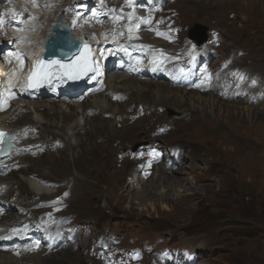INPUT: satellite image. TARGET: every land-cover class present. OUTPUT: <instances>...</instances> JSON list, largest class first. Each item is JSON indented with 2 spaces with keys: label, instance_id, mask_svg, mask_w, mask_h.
Instances as JSON below:
<instances>
[{
  "label": "rangeland",
  "instance_id": "obj_1",
  "mask_svg": "<svg viewBox=\"0 0 264 264\" xmlns=\"http://www.w3.org/2000/svg\"><path fill=\"white\" fill-rule=\"evenodd\" d=\"M16 1L20 3L25 0ZM117 1L121 2V0ZM5 2L9 5L8 0H4L0 7V17L4 12L3 7L8 6ZM147 2H142V5L147 3V6L138 7V10L145 8L148 12L149 10L157 12L158 8H163L162 11H159L162 21L168 20L172 25L178 26L182 41L178 44L180 47L171 44L164 48L170 50L171 47H174L173 50L183 51L180 59V61L184 60L183 67L186 66V61L193 48H197L200 51L198 55H201L200 47L207 42L210 34L217 36L216 41L212 43L210 49L212 56L207 65L212 69L211 76L220 81V75L224 74L225 82L223 87L218 88L213 85V89L208 88L201 91L202 94L207 92L203 94V98L211 99L207 97L210 93L217 101L213 104L192 101L195 103V107L196 104L201 107L197 110L194 109V112L189 101L182 104L169 103L165 100L159 101L161 103L158 105L153 103L154 106L141 116L143 124L140 128L107 139L105 144L100 146L99 150H101L102 156L97 163L94 162L93 151L81 152V157L86 161L82 169H79L76 163L67 156V146L60 148V152H52L54 154L51 155L43 154L39 168L40 171H45L44 176H48L47 179L58 180L53 185L54 189L60 185L63 186V180L66 178L75 182L71 190L73 196L69 201V211H67L74 221L68 218L61 222L72 221L73 230L79 237L82 236V232L88 231V229L82 230L83 225L89 224L93 233L90 235L91 238H88L89 243L84 250L85 254L82 255L77 251L83 258L85 257L86 264L109 263L107 260L103 262L97 258L101 253L99 254L97 251L93 253L99 235H102L104 240L106 239L109 249L105 253L109 256L121 248L126 250L137 247V245L139 248H143L141 264H162L155 261L161 251L169 246L183 247L184 244H187L190 250L193 248L202 249L203 255L200 254L201 256L194 264H264V101H262L263 99L253 101V104L249 101L253 93L264 95V0H193L192 2L149 0ZM29 3L30 6L24 9H27L30 16L28 15L24 19L19 18L22 19L23 24H32V20L37 19L33 14L31 16V13L45 14L48 12L40 9L34 0H30ZM93 3L95 4V2ZM77 4L82 6L83 11L86 10V4L82 2H77ZM133 4L134 0H132ZM54 5L55 1L49 6ZM184 6L187 7L186 11L183 10ZM91 7L94 8V6ZM91 7L89 9H92ZM117 16L124 17L123 14ZM108 21L109 19L106 18L107 24L102 25L103 28L118 26L117 21H114L116 22L114 24L113 22L108 23ZM147 23L151 25L149 21ZM194 23H199L205 28L203 33L198 30L196 34L199 38L204 36V40L200 41L201 44L197 45L195 44L197 40L188 36ZM117 30L120 33L117 36L118 39L125 38L127 30L122 31V27ZM9 31L10 37H14L13 29L10 28ZM160 38L168 39L165 35ZM19 41L20 39L10 41L9 46L0 43V77L3 74L2 65H4L6 57L3 51L10 46L15 48ZM185 41H188L187 45H183ZM196 58L198 59V57ZM119 63L118 60L114 62L116 65ZM202 64L204 63L198 60V68L203 67ZM238 73L246 74L247 78L240 80ZM228 80L229 82H227ZM235 86L239 87L243 98L230 96L229 87L233 89ZM174 87L179 89L177 86ZM210 90L212 92H209ZM136 96H141L140 98L144 101H154L155 99L151 94L143 91H138ZM221 96L224 97V100ZM9 99L13 100V96L11 95ZM155 101L157 102V99ZM188 107L190 109H187ZM77 109L80 110L81 107ZM184 109L192 113L191 118L187 115L188 111L183 112ZM40 111H43V107L40 108ZM193 113L197 116L194 117ZM203 113L208 116L210 113L215 114L216 120L222 121L221 125L226 132L224 136L222 135L224 140L222 136H209L207 144L199 145L201 141L196 134L198 129H192L193 126L200 125L201 128L211 130L214 125H218L215 121L206 122L202 116ZM165 116L167 119L178 117V120L172 122L165 119ZM78 119L79 123H83L84 118ZM163 124L169 129L162 127L163 134L153 140V136H156L155 133L160 129L158 126ZM115 128L119 130V124ZM79 130L80 134H84V129ZM95 139L97 144L103 141L102 138ZM144 139L151 144L164 143L169 146L170 150L176 145L181 147L180 150L184 157L190 158L180 167L186 172L187 181L185 180L184 184L175 181L174 183L173 181H162L155 183L156 185L146 184L141 191H131L128 195L121 187L122 194L113 188L114 185L119 184L120 177L128 180V177L122 176L123 168L139 164L137 162L139 156L129 157L128 151L133 148L135 143H147ZM208 145H211V149H215L214 153L207 151L205 146ZM244 152H247V155L254 152L258 159L256 164L261 163L259 169L240 174L239 170L230 164L244 165L243 163L226 162L227 164L219 169L206 170L208 164L212 163L210 161L212 156L221 159L222 154H228L232 158V156H240ZM170 156L171 154L169 157L163 156L161 160L168 163L169 167L163 173L173 175V178L178 180L183 175L174 174L171 170L177 168V166H172V162L178 160V155H174L172 159ZM48 158L55 163L48 165ZM131 160L135 161L132 163ZM27 165L28 163L24 167ZM22 171H16L15 174L19 175ZM75 173L78 180H81L75 181ZM144 174L143 177H149V174ZM156 176L155 179L159 180L160 175ZM192 191L195 192V195H191ZM67 193L66 191L61 192L62 195ZM181 198H185L186 202ZM82 204L88 205V210H85ZM51 205L50 202H42L33 207L44 209ZM7 213L17 218L21 211L12 210ZM32 218L34 217L28 215L24 221H30ZM59 226L61 227V224ZM64 239L65 236L60 241H64ZM138 240L141 242L138 243ZM75 241L70 243L73 245L71 250L80 246L77 243L79 240L75 239ZM117 241H120L119 245L116 244ZM54 251L56 250H52V252ZM49 264H63V262Z\"/></svg>",
  "mask_w": 264,
  "mask_h": 264
},
{
  "label": "bare ground",
  "instance_id": "obj_2",
  "mask_svg": "<svg viewBox=\"0 0 264 264\" xmlns=\"http://www.w3.org/2000/svg\"><path fill=\"white\" fill-rule=\"evenodd\" d=\"M29 1L25 0L18 3L17 1L15 2V0H8L9 5L5 2L8 6L3 7L4 12L0 17V19L4 21L3 25H0L1 45L9 46L10 41L18 40L16 36L10 37L8 33L10 32V28L17 27L15 30H26L30 33L29 30L32 28L29 27V25H24L21 21L26 16H30L27 9H24L30 6ZM34 1L40 9L48 11L45 13L47 14L45 16L43 15L44 13H31V16L33 14L34 17H37V20L40 21V25L45 23L47 25L50 22L49 17L51 14H59L62 12L65 20L68 22L70 21L74 28L77 26L76 20L83 25V34L91 41L93 47L94 65L98 68L99 64H101V79L95 84L84 82L81 87L76 86L69 93L66 86L56 77H53L49 87H44L41 91L37 92H28L22 90L24 86L18 82L19 75L16 68V61L18 60L17 57L20 50L10 46L3 51L6 57L4 65H2L3 74L0 77V86H3L4 92L3 106L0 107V125L8 130L16 132L17 145L7 158L0 160V264H49L58 261L63 262V264H86L85 257L83 258L80 253H82V255L85 254L84 250L88 245L87 243H89L88 238L90 239V235L93 233L90 230L89 224L86 223L83 225V229L87 228L88 231L82 232V236L80 237L74 232L72 221L67 222L65 226L72 228V241L74 242L75 239L79 240L77 243L80 244V246L79 248L73 249L74 251L71 250L73 245L67 242V237H65V241L61 242L57 247V249L59 248L61 250H56L54 252H52L53 249L48 250L43 243L40 244L37 251H35L33 248L34 244L18 247L16 245H11L10 242L6 240V237L11 235L10 229L22 224L24 225V220L28 215L34 218L29 221L30 224L27 227L32 228L34 231L40 229L42 235L47 234L49 230L59 231L62 227L59 226L60 222L58 220L70 218L74 221V218L67 213V211H69V201L73 196L71 190L74 187V180L72 181L70 178L62 179L64 185H60L57 188L58 190L54 189L53 185L58 182V180L53 179V181L51 178L47 179L48 176H44L45 171H40V161L43 160L41 156L45 153H47L46 155H51L54 154L52 152H60V148L67 146V156L76 163L79 169H82L86 161L81 157V152L86 153L88 150L93 151L95 157L94 162L97 163L102 156L101 150H99V148H101L100 146L104 145L107 139L140 128L143 124V118L141 116L154 106L153 103L158 105L161 103L159 101L165 100L169 103L182 104L189 101V104L192 105L191 109L193 112L194 109L197 110L201 107L199 104H196L195 107V103L192 101H196L197 103L201 102L202 104H205V102L213 104L217 101L214 96H211L209 93L207 97L211 99L203 98V94L207 92H203L202 94L201 91H205L208 88L213 89V85H216L218 88L223 87L225 82L224 74L220 75V81H217L214 76H211L210 80L207 79V75L211 74L212 70L207 65L212 56L210 49L212 48L213 41H216L215 38H217V36L210 34L207 42L200 47L202 49L201 55H198L200 51H198L197 48H193L190 57L187 56L188 59L186 58V67L188 61L192 57H198V59L196 58L197 64L198 60L204 63L202 64V66H204H200V68H197L198 72H195L199 87L191 89L187 86L174 85L167 79L168 75L171 76V72L174 73L176 72L175 70L179 71L183 68L184 60L180 61V59L184 52H179L178 49L173 50L175 49L174 47H171L170 50L164 48L171 44L180 47V45H178L182 43L180 40V31L178 30V26L172 25L168 20L162 21V16L159 15V11H162L163 8H158L157 12L151 10L148 12L145 8L138 10V7H146L147 1L149 0H134L133 5L132 0H121V2L117 0ZM54 1L55 5L50 7L49 5ZM78 1L86 4L85 11H83L82 6H78ZM145 1L147 3L142 5V2ZM186 1L192 2L193 0ZM93 2H95V4ZM3 3L4 0H0V7H2ZM91 6H94V8ZM90 7L92 9H89ZM183 10L186 11L187 7L185 8L184 6ZM118 14H123L124 17L121 18L117 16ZM129 16H131V19H129ZM106 18L109 19L108 23L113 22L114 24L116 23L114 21H117L118 26L116 27L115 25V27L110 26L103 28L104 26L102 25L107 24L105 22ZM34 20L35 19L32 21ZM147 21H149L151 25H149ZM32 26H34V24ZM121 27L122 31L127 30V33H125V38L118 39L117 36H119L120 33L117 29ZM109 29L112 30L110 31ZM158 32L163 35H158ZM199 32L203 33V30H199ZM164 35L168 39L160 38V36ZM192 39L197 40V38ZM187 44L188 41L183 43V45ZM199 44H201L200 41ZM9 60L11 63H7ZM116 60L120 61L118 65L114 64ZM229 80L227 82H229ZM6 81H10V84L6 85ZM257 85L259 84L257 83ZM174 86H177L179 89H175ZM9 87L13 89L12 96L14 101L8 98ZM229 89L231 91L230 96H243L242 92L239 91V87L235 86L233 89L229 87ZM138 91L151 94L157 99V102L155 99L154 101L142 100L140 98L141 96H136ZM209 92L212 91L210 90ZM255 96H257L256 101L261 99L264 101V95L260 96L253 93L249 99L251 104H253L252 98ZM218 98H220V96H218ZM222 98V100H224V97ZM226 101L230 102L229 100ZM42 107L43 111H40ZM78 107H81V109L78 110ZM245 108L248 109V107ZM187 109L190 108L188 107ZM184 111L186 112L188 110L184 109L183 112ZM211 113L209 116L203 113L202 116L204 120L206 122L208 121V123L215 121L218 125H214L211 130L209 128H201L200 125H194L192 128L198 129L196 134L201 141L199 145L205 144L209 136L220 137L226 134L223 130L225 128L221 125L222 121H217L215 114L213 115ZM187 115L191 118L192 113L188 111ZM193 116L196 117L197 114L193 113ZM78 118H84L83 123H79ZM164 118L167 119L166 116ZM167 120L174 122L178 120V117H170ZM118 124L120 126L119 130L115 128ZM162 127L167 126L164 124L158 126L160 129L155 133L156 136H153V140L163 134L164 131ZM79 129H84V134H80ZM168 129L169 127H167V130ZM223 136L222 138L224 140ZM95 138H102L103 141L97 144ZM145 141L147 143L142 145L143 148H145L146 144V146H151L147 149L149 155L142 154L140 156L142 148L135 156H131L130 153H128L129 157L139 156L137 160L139 164L137 166L128 164L131 167L128 166L123 168L122 176L128 177V180L120 177L118 180L119 184L117 183L116 186H113L120 194H122L121 188L124 192L126 191L128 195L131 191H141L146 184H155L162 181H173V183L174 181L179 183L183 182L184 184L186 180V172L181 170L180 167L190 158L184 157L183 152L180 150V146L176 145L173 146V148L171 147L173 149L172 151V149L170 150L169 146H166L164 143L151 144L148 140ZM205 148L208 152L211 151L214 153L213 150L215 149H211V145L205 146ZM178 149V160L172 162V166H177V168L170 169L174 174H181L183 177H179L178 180H175L173 175L163 173V171L169 167L167 166L168 163H164V161L161 160L163 156L169 157L170 154V159H172ZM221 156V159L212 156L210 159L212 163L208 164L206 170L211 171L212 169L215 170V168L219 169L221 166L223 167L227 164L226 162H236L243 163L244 165H230H234L239 170L238 172L240 174H245L259 169L261 165V163L256 164L258 159L254 155V152L249 155H247V152H244L240 156L236 155L232 156V158H230L231 156L229 157L228 154H222ZM150 160H155V163L149 165ZM47 161L48 165L55 163L49 158ZM134 161L135 160H131L132 163ZM26 163H28V165L24 167ZM191 167L196 168L195 166ZM20 170H23L21 174L16 175L15 172ZM143 173L146 175L149 174V177H143ZM157 174L160 175L159 180L155 179ZM76 176L77 174L75 173V181L81 180H78ZM63 191L68 192V195H62L61 192ZM23 193L27 195L24 196ZM191 195H195V192L192 191ZM34 198H36V200H34ZM31 199L32 201L30 202ZM84 199L81 200L83 201ZM181 199L185 200V198ZM53 200L55 201L52 202ZM42 202H50L52 205L44 209H36L33 207L35 204ZM83 206L85 210H88V205ZM1 210H5V212L3 213ZM12 210L21 211V213L17 218L6 213L12 212ZM80 241L82 242L80 243ZM139 242L141 241L138 240V243ZM146 243L144 244L147 245ZM149 245L152 246L151 244ZM183 247L189 248L187 244H184ZM97 251L106 252L104 248H100ZM191 251L198 252L199 257L201 256L200 254L203 255L202 249L193 248ZM105 254V259H98L103 262L107 260L109 261L107 264H112L110 259L111 256L107 253ZM155 261L164 264L159 260V256Z\"/></svg>",
  "mask_w": 264,
  "mask_h": 264
},
{
  "label": "snow or ice",
  "instance_id": "obj_3",
  "mask_svg": "<svg viewBox=\"0 0 264 264\" xmlns=\"http://www.w3.org/2000/svg\"><path fill=\"white\" fill-rule=\"evenodd\" d=\"M113 11H115V10H113ZM129 19H131V16H129ZM3 23H4V21L2 19H0V25H3ZM157 34L158 35H163L162 33H159V32ZM85 49H88L87 45H85ZM18 55L20 57V67L22 68L23 67V63H24V61H23V53H19ZM88 59H89V54L86 53L81 58L82 64H78V65H61L62 68L67 69L64 74L71 76L74 71H90V70H92L90 65L88 64ZM7 63H11V61L9 60V61H7ZM50 63L55 64V63H59V62L58 61H51ZM38 74L49 75V73L46 70V67L44 66V61H40L38 65H36V64L33 65L32 73L27 77V87L28 88L36 87V85L32 83V80ZM207 79L208 80L211 79V75L210 74L207 75ZM5 83H6V85L10 84V81H6ZM197 86L199 87V85H197ZM22 90H26V89H22ZM12 94H13V89L9 87L8 88V98H11ZM3 98H4L3 86H0V107L3 106ZM6 135H8V134L0 132V138L4 137ZM11 138H14V137H11ZM3 147H4L3 142L0 141V154H4ZM9 147H10V145H9ZM156 155H158V154H156ZM150 164H151V161H149V165ZM65 195H67V194H65ZM13 231L16 232L18 230L14 229ZM136 258H138V256Z\"/></svg>",
  "mask_w": 264,
  "mask_h": 264
},
{
  "label": "water",
  "instance_id": "obj_4",
  "mask_svg": "<svg viewBox=\"0 0 264 264\" xmlns=\"http://www.w3.org/2000/svg\"><path fill=\"white\" fill-rule=\"evenodd\" d=\"M205 28H204V26L203 25H201V24H199V23H194V25H193V27H192V29H191V32L188 34V36L190 37V38H198V39H204V36H203V38L202 37H198L196 34H197V32H198V30H204ZM138 143H136V145H137Z\"/></svg>",
  "mask_w": 264,
  "mask_h": 264
}]
</instances>
